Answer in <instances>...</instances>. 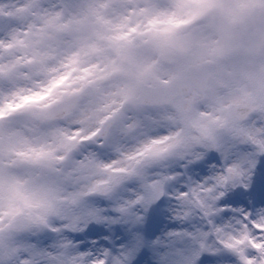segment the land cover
<instances>
[{
	"label": "snow or ice",
	"instance_id": "6c2138e0",
	"mask_svg": "<svg viewBox=\"0 0 264 264\" xmlns=\"http://www.w3.org/2000/svg\"><path fill=\"white\" fill-rule=\"evenodd\" d=\"M0 264H264V0H0Z\"/></svg>",
	"mask_w": 264,
	"mask_h": 264
}]
</instances>
